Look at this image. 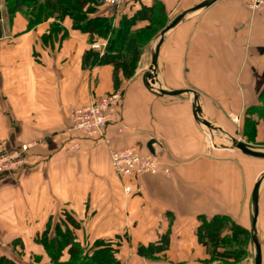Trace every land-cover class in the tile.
Listing matches in <instances>:
<instances>
[{
  "label": "crops",
  "instance_id": "crops-1",
  "mask_svg": "<svg viewBox=\"0 0 264 264\" xmlns=\"http://www.w3.org/2000/svg\"><path fill=\"white\" fill-rule=\"evenodd\" d=\"M162 1L176 17L203 0ZM0 9V140L13 148L36 143L27 167L0 176V254L17 262V250L39 251L36 236L68 212L81 224L75 232L85 247L111 242L122 264H255L252 241L243 261L212 260L197 230L201 215L227 214L251 232L252 194L264 160L212 146L186 95H157L145 86L150 45L132 78L119 72L117 87L112 65L84 64L93 43L69 18L28 29L20 13L7 20L4 0ZM157 73L160 85L194 90L209 120L264 147V119L256 140L244 135L259 119L247 111L264 90V11L253 14L247 0H218L192 14L165 39ZM117 90L123 101L106 130L109 143L71 130L76 109ZM152 139L171 174L117 175L112 152L130 146L150 152ZM76 141L81 150L67 153ZM128 185L133 191L126 194ZM259 230L264 264V182Z\"/></svg>",
  "mask_w": 264,
  "mask_h": 264
},
{
  "label": "trees",
  "instance_id": "trees-1",
  "mask_svg": "<svg viewBox=\"0 0 264 264\" xmlns=\"http://www.w3.org/2000/svg\"><path fill=\"white\" fill-rule=\"evenodd\" d=\"M7 20L12 22L17 14L28 20V29L54 18L63 22L69 18L72 28L88 35L90 43L100 38L107 40L103 53L90 47L84 54L87 66L112 65L114 81L119 87V72L126 79L135 74L138 63L150 35L162 29L168 22V12L162 0H133L120 11L109 8L99 0H4ZM115 12V13H114ZM248 114H257L252 125H246L244 135L256 140L257 122L264 119V90L260 104L250 108ZM260 144V143H259ZM198 238L211 255L212 260L239 262L249 255L251 232L236 223L227 214L211 217L201 215ZM81 228L68 212L63 213L59 222L48 223L45 230L35 238L52 264H122L116 257L117 248L111 242L99 240L95 248L89 249L78 239L75 232ZM24 247V246H22ZM141 255L150 256L146 250ZM0 264H17L13 259L0 254Z\"/></svg>",
  "mask_w": 264,
  "mask_h": 264
},
{
  "label": "built area",
  "instance_id": "built-area-1",
  "mask_svg": "<svg viewBox=\"0 0 264 264\" xmlns=\"http://www.w3.org/2000/svg\"><path fill=\"white\" fill-rule=\"evenodd\" d=\"M104 5L119 11L123 6L133 0H99ZM247 7L253 13L264 11V0H247ZM106 40V39H105ZM106 45V44H105ZM104 44L94 42L93 48L103 53ZM123 93L119 90L91 101L88 105L78 108L74 113V123L71 130L81 133L87 138H102L106 143L110 140L105 137L108 126L117 121L120 114ZM36 143H24L18 148H13L5 139L0 140V176L11 175L27 167L29 164V150ZM81 144L76 141L66 148L69 154L81 150ZM115 172L120 177L137 178L145 175H157L159 173L171 174V168L164 165L157 154L143 153L136 146H130L114 150L111 154ZM142 188V187H141ZM140 188V189H141ZM133 187H125V193L129 194Z\"/></svg>",
  "mask_w": 264,
  "mask_h": 264
},
{
  "label": "water",
  "instance_id": "water-1",
  "mask_svg": "<svg viewBox=\"0 0 264 264\" xmlns=\"http://www.w3.org/2000/svg\"><path fill=\"white\" fill-rule=\"evenodd\" d=\"M218 0H203L197 5L188 8L181 13H179L170 23H168L159 33L157 41L155 43L154 49L152 51L151 63L148 69L145 71L143 76V81L145 86L153 93L157 95H181L184 94L188 97L195 119L203 127L207 128L211 132H216L225 137L231 142V147L239 150L242 154L247 157L264 160V149L253 145L252 143L246 142L240 138H237L232 133H230L224 127L209 120L202 112L198 94L192 89H174L164 85H160L157 80L158 72V60L161 51V47L167 38V36L184 21H186L192 14L199 12ZM3 13L0 9V38L3 37L2 28ZM156 139H152L148 143V148L150 152L155 154L153 144L156 143ZM264 182V171H262L255 182L253 194H252V228H251V241L255 248V264H262V243L260 238L259 230V194L261 186Z\"/></svg>",
  "mask_w": 264,
  "mask_h": 264
},
{
  "label": "rangeland",
  "instance_id": "rangeland-1",
  "mask_svg": "<svg viewBox=\"0 0 264 264\" xmlns=\"http://www.w3.org/2000/svg\"><path fill=\"white\" fill-rule=\"evenodd\" d=\"M122 10V9H121ZM121 10H119L121 12ZM115 13V12H114ZM175 15L176 14H169L168 13V23H170V21H172L174 18H175ZM166 24V25H167ZM165 25V26H166ZM164 26V27H165ZM163 27V28H164ZM162 28V29H163ZM160 29L159 31L156 32V30L154 32H152V34L150 35V39L148 41V43L145 45L144 49L150 45V49L149 51L151 52L152 49H154V46H155V43L157 41V38H158V35L160 33V31L162 30ZM263 128V131H264V127ZM205 131L207 132V134L210 136V139H209V143L213 146H217V147H222V146H226L230 149H232L233 151H236L240 154H242L239 150L231 147V142L228 141L225 137H223L221 134L219 133H216V132H211L209 131L207 128H205ZM235 134V133H234ZM264 134V132H263ZM236 136V135H234ZM213 137V138H212ZM237 138H240L238 136H236ZM261 144H264V143H261ZM262 146V145H261ZM264 146V145H263ZM259 148L261 149H264V147H260L258 146ZM55 224V223H54ZM39 246V245H38ZM38 249L39 251H34L33 253H26L24 251H19L17 250V252H15L14 254V257H16V260H17V264H52V262L49 260V258L47 257V255L45 254V252H42V247H38L36 248ZM41 251V252H40ZM228 262V261H227Z\"/></svg>",
  "mask_w": 264,
  "mask_h": 264
},
{
  "label": "bare ground",
  "instance_id": "bare-ground-1",
  "mask_svg": "<svg viewBox=\"0 0 264 264\" xmlns=\"http://www.w3.org/2000/svg\"><path fill=\"white\" fill-rule=\"evenodd\" d=\"M159 79V78H158ZM213 138V137H212Z\"/></svg>",
  "mask_w": 264,
  "mask_h": 264
}]
</instances>
